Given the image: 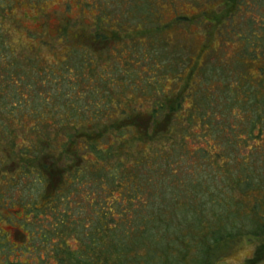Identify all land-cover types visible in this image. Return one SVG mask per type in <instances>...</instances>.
Instances as JSON below:
<instances>
[{
	"label": "trees",
	"instance_id": "trees-1",
	"mask_svg": "<svg viewBox=\"0 0 264 264\" xmlns=\"http://www.w3.org/2000/svg\"><path fill=\"white\" fill-rule=\"evenodd\" d=\"M41 1L0 0V94L13 83L14 93L24 99L34 96L32 91L40 92L34 80L51 81L60 88L67 84L73 91L48 92L52 95L45 99H58L56 104L66 111L67 121L61 117L59 129L73 126L75 130L68 135L58 130L55 148L50 135L36 137L43 130L36 123L52 125L59 114L53 108L34 113V123L28 129L31 142L21 146L18 163L25 175L36 173L45 192L38 201L23 204L24 217L8 216L14 225L24 220L26 228L19 221L16 231L22 243L0 230V264H217L244 237H263L264 66L256 76L247 66L264 57V18H251L246 32H236L237 9L245 12V8L241 0H232L234 3L225 2L230 14L224 20L207 7H201L195 20L202 33L213 21L222 26L219 34L224 53L233 46L230 30L234 29L233 37L239 41L229 60L235 58L245 69L233 83L226 84L228 115L219 108L215 87L210 82L199 83L195 70L180 88L187 69L171 81L164 72L159 79L157 70L167 67L156 61L151 63L153 68L142 67L148 84L134 80L131 86L132 92H140L139 97L148 102L149 110L142 111L143 102L135 106L132 102L137 98L123 94L131 65L137 62L131 55L137 57V48L148 43L138 38L136 44L113 46L106 55L103 43L108 35L103 30L111 25L104 24L112 21L108 0H78L83 9L100 12L95 22L99 30L83 43L77 36L88 30L76 23L79 35L74 38L78 42L71 39L64 46L66 57L60 63L32 57L29 48L24 56L31 57L25 61L37 78L26 79L19 67L24 58L13 45L11 27H22L15 11ZM158 1L124 2L147 23L154 21L157 29L183 27L194 21L177 12L172 23L162 26L156 10L164 7H159ZM60 30L63 37L68 34V28ZM150 46L148 52L153 49ZM205 46L191 60L198 57L202 63L201 54L210 48ZM113 61L118 63L113 67L122 70L119 78L107 67ZM165 78L180 88L173 100ZM22 84L24 87L18 88ZM216 89L220 92V87ZM189 99L191 103L185 106ZM10 111L18 117L17 111ZM225 116H234L237 123ZM144 117L146 121L141 122ZM5 146L8 160L13 152L10 142ZM6 174L4 171L1 176ZM3 206L13 207L0 191ZM36 239L40 240L37 246L33 244Z\"/></svg>",
	"mask_w": 264,
	"mask_h": 264
},
{
	"label": "rangeland",
	"instance_id": "rangeland-1",
	"mask_svg": "<svg viewBox=\"0 0 264 264\" xmlns=\"http://www.w3.org/2000/svg\"><path fill=\"white\" fill-rule=\"evenodd\" d=\"M94 1L98 2L97 0H89V2ZM124 1L125 0L107 1L108 5H106V7L110 14V20L112 21L104 24L105 26L111 25L105 27L103 30L105 35H108V40L103 43L105 48L104 52L109 56L113 46L116 45L117 47H120L131 43L136 44L138 38L144 39L148 45L143 49L142 47L137 48L139 49L138 53H136L137 57L131 55L132 58L134 57L137 59V62L136 64L133 63L131 65L132 72L125 80L127 87L123 97L131 98L134 95L137 99L132 103L137 106L139 102H143L142 111L149 110L148 102L139 97L141 94L140 92H132L131 86L132 83H136L138 80H141L140 85L146 86L148 83L145 77H143L146 73L142 67L146 64L149 66V69L150 67L153 68L151 63H155L156 61L160 62L161 66L163 65L164 67H167V69L164 70H162L161 67H159V70L156 69L157 74H159V79L162 78L161 72L166 73L171 81L177 76L179 71L184 70V68L185 70L187 69V71L183 72L185 77L183 80L181 79L183 83L180 88L189 81L190 73L195 70L196 80L199 83L208 84L210 82L211 85L215 87L216 91H214V93L216 94V98H218L217 100L219 104H221L219 105V108L228 115L227 110L224 107L226 104V99L224 98L226 84L233 83L236 80L237 74L245 69V64L238 63L234 60L235 58L229 60V55L231 56L234 49H237L239 45V41L233 37V34L235 31L238 33L246 32V28H248V20L251 18L259 20L264 18V0H241L245 12L237 9V17H235L234 20L235 31L232 29L228 33L233 41V46L228 47L230 50L225 51L228 56L221 51L220 37L222 36L219 33L222 31V26L218 27L217 22L215 23V21H213L212 23L207 24V28L204 30V33H202L201 26L195 20H197L200 15L201 7H207L209 9L213 8L212 12L214 16L216 15L217 18L224 20L225 17H229L230 14L229 7L224 6L225 2L229 1L228 4H230L233 2L232 0H159L158 2H160V4H158V6H163L164 8L156 10V12H158L157 14L161 15V19L156 20L161 22L162 26L163 24L166 26L167 23H172V21L175 20L177 12L181 15L191 16L192 20H194L189 23H184L185 25L183 27L172 26L167 30L164 28L162 30L157 29L154 21L152 23H147L138 11H129ZM137 2L141 4L143 3V0H137ZM100 15L101 14L97 9H83L78 0H43L34 7L29 4H24L15 11V18L19 19L22 23V27L19 30H14V26L11 27L12 38L14 40L13 45L18 49L17 54L21 56V58H24L19 67L22 72L25 71L23 74L26 75V79L31 80L37 78L35 73H33L27 65V62L25 61L26 59L32 56L38 59L47 58L52 64H56L54 61L60 63V59L66 57V49L64 46L69 43L71 39H74V42L76 43L78 40L80 41L81 37L83 40L80 42L86 43V39L93 38L95 33L99 30L95 27V22ZM78 22L88 31H86V35L77 36L78 40H75V35H79L75 33L77 31L76 23ZM138 25H140L139 29L137 28ZM61 28H68V34H65L64 37L60 30ZM184 30L187 31L186 37L184 36ZM100 31L102 32V30ZM205 34H207V36ZM44 42H49L50 44H43ZM261 43H264L263 39H261ZM150 45L153 46V49L148 52L147 47H149L150 50ZM202 46H205V49L208 48L207 46L210 47L206 53L203 55L201 54L202 63H199L198 57L196 60H191V56H196L197 53L201 51L200 49ZM29 48H32L33 50L32 55L24 56L29 51ZM144 54H146V58H144ZM259 54H261V51ZM125 57H128V54L127 56L125 54ZM98 59L99 58L97 57V60ZM112 59L113 57H111L110 60ZM145 60H149V62H144ZM116 63L114 61L109 62V65L107 66L104 64V67L107 66L113 76L119 78L122 70L120 67H113ZM249 64L247 69L251 70L256 76L260 73L259 68L264 66V57H262L260 61L257 60L256 62ZM111 67L113 68L111 69ZM115 68L116 70H114ZM26 71H29L30 73H26ZM139 75L143 78L140 79ZM168 78H165L163 82L166 89L168 91L170 90L169 96L172 97L173 100L179 95L180 88L179 86H173L168 82ZM17 80H19V78ZM10 86L7 92L4 91L0 94V191H2L3 196L7 198L9 205L13 207H0V215L3 214V217L0 218V230L8 235L7 237L12 241L22 243V237L19 236L20 233L16 231V228L19 225V221L21 224L24 220H17L18 222L15 220V226L8 216L11 215L12 217L13 213L16 216L24 217L25 212L23 213V204L31 200H33V202L38 201L42 198L45 188L37 178L36 173L25 175V173L21 171L18 158L22 156L19 152H21V146L31 142V140H29L31 131L28 129L29 125L34 123V113H36V111L48 112L50 108H53L52 110L59 115L54 117L55 121L52 125L40 123L38 121L36 123L37 127H40L43 130H41L40 133H37L36 137L50 135L52 143H55L54 147H57L56 142L59 140L58 130H61L59 129L60 125L57 122L61 120V117L64 122H66L68 117L66 116V111L63 108H60L63 106L56 104V102L59 101L58 99L56 102H51V100H46L45 97L56 94L58 90L68 92L73 91V89L72 87H68L67 84L60 88L59 85L51 81L43 83L41 80H34V86L39 88L41 93L32 91L31 94L34 96L31 95L29 98L24 99L18 95V93H14L16 90V84L13 83L10 84ZM22 86L24 87V84L19 85L18 88H23ZM217 87H220V92L217 91ZM199 90H202V88ZM48 92L52 94H49ZM116 94L117 93H115V95ZM200 95L202 96L204 94L201 93ZM89 96H91V94ZM190 103L191 101L189 99V101L185 102V106ZM10 109L17 111L19 118L16 117ZM23 112L24 117H22ZM241 115L244 116L243 114H240V116ZM226 118L237 123L234 116ZM146 119V117L142 118L141 122H145ZM237 120L239 119L237 118ZM44 121L46 122L47 120ZM25 123L26 127H23ZM242 123H244V121L240 124ZM74 130L75 128L73 126H66L64 130L61 131L68 135L72 134ZM195 130L200 131L199 128H196ZM9 142L10 151L12 150L13 152V160L12 158H9L8 160L7 158L5 159V156H7V148H5V144L9 146ZM189 144H191V142H189ZM5 163H7V165H5ZM4 171L7 174L2 175V177L1 174ZM27 233L29 234L30 232L27 231ZM30 234L28 237H30ZM37 242H40V240H33V244L36 246L38 245ZM253 258L255 259L253 260ZM217 264H264V236L244 237L233 247L229 248Z\"/></svg>",
	"mask_w": 264,
	"mask_h": 264
}]
</instances>
